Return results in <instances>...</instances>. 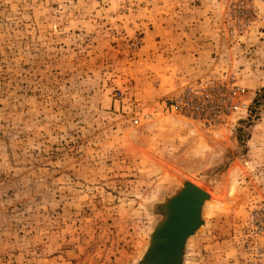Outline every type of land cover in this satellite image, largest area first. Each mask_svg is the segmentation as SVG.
<instances>
[{
	"label": "rangeland",
	"instance_id": "rangeland-1",
	"mask_svg": "<svg viewBox=\"0 0 264 264\" xmlns=\"http://www.w3.org/2000/svg\"><path fill=\"white\" fill-rule=\"evenodd\" d=\"M182 180L264 264V0H0V264H141Z\"/></svg>",
	"mask_w": 264,
	"mask_h": 264
},
{
	"label": "water",
	"instance_id": "water-1",
	"mask_svg": "<svg viewBox=\"0 0 264 264\" xmlns=\"http://www.w3.org/2000/svg\"><path fill=\"white\" fill-rule=\"evenodd\" d=\"M181 183L186 187L179 190V186L156 205L162 216L150 233L141 264H183L186 241L201 223L205 192L186 180Z\"/></svg>",
	"mask_w": 264,
	"mask_h": 264
},
{
	"label": "built area",
	"instance_id": "built-area-1",
	"mask_svg": "<svg viewBox=\"0 0 264 264\" xmlns=\"http://www.w3.org/2000/svg\"><path fill=\"white\" fill-rule=\"evenodd\" d=\"M238 90H240L241 92H243V90H242V89H240V88H238ZM133 121H134V123H137V122H138V119H137V118H135Z\"/></svg>",
	"mask_w": 264,
	"mask_h": 264
},
{
	"label": "bare ground",
	"instance_id": "bare-ground-1",
	"mask_svg": "<svg viewBox=\"0 0 264 264\" xmlns=\"http://www.w3.org/2000/svg\"><path fill=\"white\" fill-rule=\"evenodd\" d=\"M186 187V186H185ZM182 190V189H181ZM207 195H206V193H205V195H204V197H203V201L205 200V197H206ZM203 201H202V204H203Z\"/></svg>",
	"mask_w": 264,
	"mask_h": 264
}]
</instances>
